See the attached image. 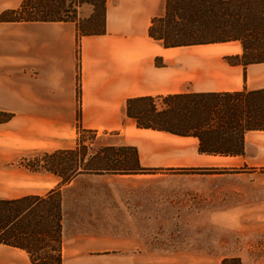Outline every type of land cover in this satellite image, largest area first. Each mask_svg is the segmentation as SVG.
Segmentation results:
<instances>
[{
	"label": "crops",
	"instance_id": "crops-1",
	"mask_svg": "<svg viewBox=\"0 0 264 264\" xmlns=\"http://www.w3.org/2000/svg\"><path fill=\"white\" fill-rule=\"evenodd\" d=\"M23 1L0 0V17ZM87 6L78 19L91 15L80 11ZM163 7L164 0H106L105 33L91 36H79L72 22L0 20V113L11 114L0 123V199L63 192L59 177L19 163L74 149L79 131L114 137L104 146L135 148L141 168L264 167V131L244 134L243 155H209L196 137L140 129L127 117L134 98H154L161 109L166 96L264 89V62L229 60L242 55L237 41L164 48L150 38ZM105 176L81 174L65 186Z\"/></svg>",
	"mask_w": 264,
	"mask_h": 264
},
{
	"label": "trees",
	"instance_id": "trees-1",
	"mask_svg": "<svg viewBox=\"0 0 264 264\" xmlns=\"http://www.w3.org/2000/svg\"><path fill=\"white\" fill-rule=\"evenodd\" d=\"M82 5L93 8L86 19L77 17ZM163 9V15L151 21L148 36L164 48L237 41L242 55L230 58L231 63L247 66L264 62V0H164ZM105 19L106 0H25L17 10L0 17L10 22H72L79 36L104 34ZM159 101L161 109L151 97L130 99L126 115L140 129L196 137L199 153L243 155L244 134L264 131V89L174 95ZM10 118L11 114L0 113V123ZM86 150L78 139L74 149L43 154L51 164H36L32 170L59 177L61 186L81 174L131 175L149 170L139 166L137 150L132 147L108 146L89 159H85ZM107 151L126 154L108 158ZM103 152L106 158L101 156ZM127 152L133 155V164ZM60 158L62 163L57 161ZM62 229L60 188L43 196L0 199V246L23 251L30 264H63Z\"/></svg>",
	"mask_w": 264,
	"mask_h": 264
},
{
	"label": "rangeland",
	"instance_id": "rangeland-1",
	"mask_svg": "<svg viewBox=\"0 0 264 264\" xmlns=\"http://www.w3.org/2000/svg\"><path fill=\"white\" fill-rule=\"evenodd\" d=\"M78 138L92 144L85 159L115 140L82 131ZM45 160L19 164L30 173L51 164ZM143 169L63 187V264H264V167ZM0 264L30 263L23 251L0 246Z\"/></svg>",
	"mask_w": 264,
	"mask_h": 264
},
{
	"label": "built area",
	"instance_id": "built-area-1",
	"mask_svg": "<svg viewBox=\"0 0 264 264\" xmlns=\"http://www.w3.org/2000/svg\"><path fill=\"white\" fill-rule=\"evenodd\" d=\"M85 144V143H84ZM86 145V144H85ZM87 147H92V144H89V146H87Z\"/></svg>",
	"mask_w": 264,
	"mask_h": 264
}]
</instances>
